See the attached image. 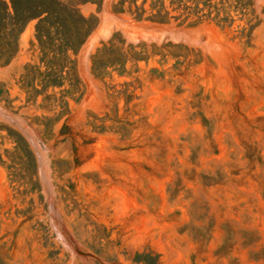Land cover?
Wrapping results in <instances>:
<instances>
[{"label": "rangeland", "instance_id": "obj_1", "mask_svg": "<svg viewBox=\"0 0 264 264\" xmlns=\"http://www.w3.org/2000/svg\"><path fill=\"white\" fill-rule=\"evenodd\" d=\"M58 1L62 86L36 19L0 53V264H264V0ZM110 40L145 59L95 70Z\"/></svg>", "mask_w": 264, "mask_h": 264}, {"label": "trees", "instance_id": "obj_2", "mask_svg": "<svg viewBox=\"0 0 264 264\" xmlns=\"http://www.w3.org/2000/svg\"><path fill=\"white\" fill-rule=\"evenodd\" d=\"M204 1L205 5L212 7L210 2ZM234 1L237 12L244 14L248 10L249 0ZM31 19H36L34 35L40 51L37 65L43 70L40 71L38 66L32 68L38 69L42 87H60L67 79L69 53L75 52L84 42L92 23L76 8L58 0H0V53L15 45L16 33ZM129 59L138 62L145 57L133 45L123 49L115 44V40H110L95 53L92 67L95 70L117 68L121 73ZM28 72L32 75L30 70ZM137 255L146 264H161L157 254L141 252Z\"/></svg>", "mask_w": 264, "mask_h": 264}]
</instances>
